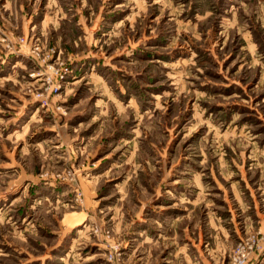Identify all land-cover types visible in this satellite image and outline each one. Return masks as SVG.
<instances>
[{"label": "rangeland", "instance_id": "374dc122", "mask_svg": "<svg viewBox=\"0 0 264 264\" xmlns=\"http://www.w3.org/2000/svg\"><path fill=\"white\" fill-rule=\"evenodd\" d=\"M263 228L264 0H0V264H234Z\"/></svg>", "mask_w": 264, "mask_h": 264}, {"label": "built area", "instance_id": "2783aa9c", "mask_svg": "<svg viewBox=\"0 0 264 264\" xmlns=\"http://www.w3.org/2000/svg\"><path fill=\"white\" fill-rule=\"evenodd\" d=\"M261 238L248 248H243L239 255L233 257L234 264H242L254 252L264 249V228L261 230Z\"/></svg>", "mask_w": 264, "mask_h": 264}]
</instances>
